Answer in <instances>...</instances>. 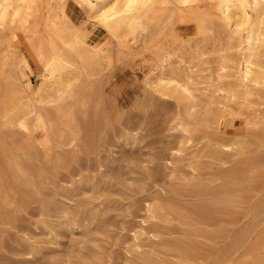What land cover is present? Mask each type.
I'll return each instance as SVG.
<instances>
[{"label": "rangeland", "instance_id": "374dc122", "mask_svg": "<svg viewBox=\"0 0 264 264\" xmlns=\"http://www.w3.org/2000/svg\"><path fill=\"white\" fill-rule=\"evenodd\" d=\"M93 2L37 1L45 52L55 20L88 54L54 78L31 34L0 47V264H264V0L117 36Z\"/></svg>", "mask_w": 264, "mask_h": 264}, {"label": "bare ground", "instance_id": "6f19581e", "mask_svg": "<svg viewBox=\"0 0 264 264\" xmlns=\"http://www.w3.org/2000/svg\"><path fill=\"white\" fill-rule=\"evenodd\" d=\"M37 1L38 0H0V29L5 34V39H0V47L4 44L3 46L7 49V52L4 53V55L8 56V53H11L9 48L11 47L13 41H16L18 32L31 34L32 40L26 43L28 53L34 52L40 55V57H42L44 60L45 57H47V67L45 66V68L48 69L49 75L54 78L73 64L75 56L84 58L85 56H88V54L87 52L81 53V39L79 38V35L75 32L67 33L68 26L66 24L61 25L55 20H51L50 25L46 28V31L50 37L51 51L45 52V23L43 28L40 29V23L35 19L37 13L36 11L38 10ZM80 1L86 4L88 7L87 9L93 10L96 8V4L93 2V0ZM80 1L78 0V2ZM153 1L154 0H113L112 4L108 8L99 7L97 9L99 12V21L116 36L125 27H127L130 31H133L136 26L139 25L142 13H145L147 16L153 13L152 8L150 7ZM182 1L188 2L190 0ZM223 1H233V4L236 6L242 5L244 7V13L246 14L245 8L247 7L249 0ZM253 1L257 3L259 0ZM232 6L233 5L231 4V7ZM225 11L226 14L228 10ZM230 17L232 18L231 15ZM87 36L86 37L89 38V34ZM250 74L251 70L247 65L245 67L244 75L247 78ZM17 104V99L12 98L10 100L9 107L14 108Z\"/></svg>", "mask_w": 264, "mask_h": 264}]
</instances>
